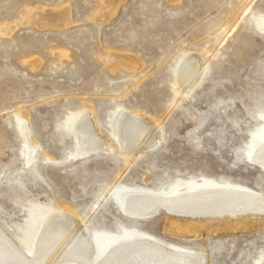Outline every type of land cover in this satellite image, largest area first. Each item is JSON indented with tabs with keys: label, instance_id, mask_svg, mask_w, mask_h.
<instances>
[{
	"label": "rangeland",
	"instance_id": "obj_1",
	"mask_svg": "<svg viewBox=\"0 0 264 264\" xmlns=\"http://www.w3.org/2000/svg\"><path fill=\"white\" fill-rule=\"evenodd\" d=\"M108 4L0 0V217L30 246L41 215L70 206L97 247L144 232L202 250L205 264H255L264 254V214L196 217L220 226L197 234L173 224L184 228L196 218L161 211L139 220L120 202L124 193L165 195L183 184L239 185L264 195V169L248 161L264 135V0ZM47 9H66L67 22L37 26L32 17ZM113 53L133 55L139 64L112 70ZM187 61L194 74L188 83L180 79V88L178 72ZM90 110L112 137L129 110L162 127L164 140L130 160L119 146L73 157L75 125ZM19 112L28 115L40 148L30 169L17 173ZM236 219L244 225L234 227Z\"/></svg>",
	"mask_w": 264,
	"mask_h": 264
},
{
	"label": "bare ground",
	"instance_id": "obj_2",
	"mask_svg": "<svg viewBox=\"0 0 264 264\" xmlns=\"http://www.w3.org/2000/svg\"><path fill=\"white\" fill-rule=\"evenodd\" d=\"M107 1L110 7H114L120 0ZM65 10L37 11L39 12L36 14L37 17H32V20L40 27L63 25L67 22ZM259 26L261 28L263 24L259 23ZM114 53L107 60L112 70L122 65L136 67L138 62L135 56ZM191 64L187 61L183 63L181 69L178 68L179 87L181 81L182 84L186 83L194 74ZM205 74L204 68L195 79L193 78L194 80L192 79L191 86L200 85ZM18 120V127L24 140L23 163L17 173L30 169V164L35 161V151L40 148L31 131L28 115L19 112ZM153 124V120L144 114L125 110L117 119L114 139L100 126L93 110H90L81 115L75 125L77 144L70 155L83 158L97 154L101 150L108 153L119 146L126 160L139 158L164 140L162 127ZM248 156V161L264 169V135L259 138L253 152ZM47 157L48 161H52L49 156ZM120 210L139 220L156 216L161 211L192 218L223 214L232 216L247 213L264 214V195L239 185L221 186L206 183L191 187L183 184L165 195L147 192L124 193L121 195ZM197 218L188 222L184 228L179 223L173 224L177 229L197 234L201 228L220 227ZM241 225H244L242 220L236 219L234 227ZM0 264H205V254L202 250L165 244L152 234L144 232L113 236L97 247L75 209L63 206L41 215L36 232L31 237L30 246L0 217ZM255 264H264V254Z\"/></svg>",
	"mask_w": 264,
	"mask_h": 264
},
{
	"label": "water",
	"instance_id": "obj_3",
	"mask_svg": "<svg viewBox=\"0 0 264 264\" xmlns=\"http://www.w3.org/2000/svg\"><path fill=\"white\" fill-rule=\"evenodd\" d=\"M201 217H203V218H204V217H208V216H199L198 218H201ZM209 217H210V216H209ZM216 218H217V217H216Z\"/></svg>",
	"mask_w": 264,
	"mask_h": 264
}]
</instances>
